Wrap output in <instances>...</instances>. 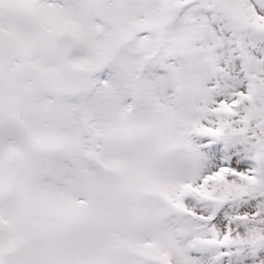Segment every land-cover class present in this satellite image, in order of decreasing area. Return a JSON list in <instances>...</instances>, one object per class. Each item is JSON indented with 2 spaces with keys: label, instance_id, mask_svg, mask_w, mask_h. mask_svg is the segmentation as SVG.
Returning <instances> with one entry per match:
<instances>
[{
  "label": "rangeland",
  "instance_id": "374dc122",
  "mask_svg": "<svg viewBox=\"0 0 264 264\" xmlns=\"http://www.w3.org/2000/svg\"><path fill=\"white\" fill-rule=\"evenodd\" d=\"M36 2L0 91V264H264V0ZM58 33L93 75L77 96L55 90Z\"/></svg>",
  "mask_w": 264,
  "mask_h": 264
},
{
  "label": "bare ground",
  "instance_id": "6f19581e",
  "mask_svg": "<svg viewBox=\"0 0 264 264\" xmlns=\"http://www.w3.org/2000/svg\"><path fill=\"white\" fill-rule=\"evenodd\" d=\"M27 3H29L30 5ZM51 9H56V8L55 6H52ZM46 10L47 8L44 5H40V4L38 5V2L33 0L31 2H28V0H0V84L2 83V85H0V91H2L4 88H8V91L10 92L11 83L13 84L20 81L18 77H16L15 75L14 62L24 59H30L32 53L30 50L31 47L30 41L32 40L30 39H31V35L35 32V31L33 32L31 31L30 34L29 32L25 31V28L28 26L29 29L33 27L35 29H40L43 31L42 29L43 25L39 24L40 22L39 18L40 15H43V13L46 12ZM64 10L66 9L64 8ZM26 13H30L33 16L29 17L26 15ZM140 17H143V15L142 16L140 15L139 18L135 20L134 25L137 26L143 25L140 22H142L143 19L145 20V18L139 20ZM18 19H21L22 21ZM23 21H25V23ZM41 35L43 36L42 38L46 37L44 33H42ZM84 47L87 46L85 45ZM79 53L82 54L84 53L83 47L80 49ZM36 54L39 55L40 57L42 56L41 53L39 54L37 51ZM39 61L44 62V60H40V59ZM37 96L39 97V94H37ZM16 102L19 104V106L21 105V107H23L24 109L27 108V106H25L23 102L22 103L19 101ZM40 128L42 129V125L40 126ZM68 129L70 132H72L70 127H68ZM3 149L4 147L2 146L1 147L2 152ZM1 151L0 153L2 154ZM216 223L217 225H219L222 223V221L217 220Z\"/></svg>",
  "mask_w": 264,
  "mask_h": 264
},
{
  "label": "water",
  "instance_id": "95a60500",
  "mask_svg": "<svg viewBox=\"0 0 264 264\" xmlns=\"http://www.w3.org/2000/svg\"><path fill=\"white\" fill-rule=\"evenodd\" d=\"M61 49H59V52H58V56H59V58L61 59V58H63V55H64V51H60ZM63 60V59H62ZM76 72H67V74H69V77L71 76L72 77V79H80L82 76L81 75H78V74H75ZM83 76H85V75H83ZM20 163V162H19ZM18 163V164H19Z\"/></svg>",
  "mask_w": 264,
  "mask_h": 264
}]
</instances>
